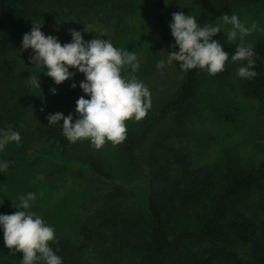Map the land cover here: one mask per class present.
Segmentation results:
<instances>
[{"label": "trees", "instance_id": "1", "mask_svg": "<svg viewBox=\"0 0 264 264\" xmlns=\"http://www.w3.org/2000/svg\"><path fill=\"white\" fill-rule=\"evenodd\" d=\"M149 1L156 39L168 54L173 50L179 51L178 46L171 47L175 39L170 23L172 14L181 11L183 0ZM197 1L203 7V15L196 17L201 27L205 24L214 26L223 15L234 9L264 10V0ZM137 10L135 0H0V133L11 125L12 130L21 136L19 145L11 142L0 150V162L9 161L6 172H0V181L7 175L11 180L17 177L19 181L18 172H27L28 169L32 170L30 176L33 172L37 174L36 166L44 157L54 151L66 153L69 149L79 151V161L95 175L113 178L111 170L104 165L107 157L102 149L88 146L86 139L70 142L63 134L62 120L48 124V115L56 112L65 116L71 113L73 123L78 118L76 107L70 106L72 101L76 105L78 99L74 92L76 87L71 85H77L82 77L79 71L69 68L75 75L57 85L46 75L45 67L31 63L30 57L34 52L31 48L22 50V37L31 31L32 23L42 24L40 30L45 35L57 37L63 45L71 42V29L80 31L84 40H90L85 34L91 28L90 34L98 33L96 38L111 39L124 49L135 40V27L129 21L136 17ZM201 21L204 22L201 24ZM137 41L143 44L141 39ZM221 44L229 54L228 60L240 45ZM252 48L257 75L248 79L247 86L242 89L264 106V33ZM244 62L247 64V61ZM173 64L182 74L174 94L160 101L154 111L137 127L129 129L126 139L116 145L114 155L136 177L116 184L112 191L121 194L128 189H141L139 194L144 210L139 215L128 213L123 221L119 236L121 243L118 245V255H121L115 263L120 264L126 255L130 258L129 264H175L181 254L190 250L193 251L189 253L192 257L181 264H264V201L248 200L254 198L255 192H259L257 198H260L264 190V158L248 168L232 166L218 182L213 175L214 169L209 171V164L200 165L192 158H186V154L180 155L175 159L179 166L172 178L163 186L160 184L159 188L160 175L155 163L142 154L147 140L166 117L181 112L189 105L199 81L207 73L206 69L199 68L184 71L180 62L173 61ZM32 76L38 77L40 89L29 83ZM52 88L56 89L55 94L50 91ZM42 167L38 166L40 171ZM28 176L21 178L24 183ZM13 181L6 182L4 187L0 185V202L6 199V205L7 200L16 197L11 196ZM34 187L35 183L27 186L29 190ZM67 193L68 198L73 200L72 191ZM9 204L15 207L19 199ZM4 208L5 203H0V214H12ZM19 210L16 208L14 211ZM29 211L34 212L35 208ZM94 233L83 235L80 242L56 236L49 246L61 257L62 264H82L86 262L83 257H86L89 246H102L100 239L106 238ZM242 246H248V258L244 257L241 249L238 250ZM0 264H22V253L13 255L4 245L2 226Z\"/></svg>", "mask_w": 264, "mask_h": 264}, {"label": "rangeland", "instance_id": "2", "mask_svg": "<svg viewBox=\"0 0 264 264\" xmlns=\"http://www.w3.org/2000/svg\"><path fill=\"white\" fill-rule=\"evenodd\" d=\"M135 2L138 5L137 14L129 21V24L135 27L133 34L135 42L132 40V44L123 49L109 39L117 49L136 53L140 67L134 75L151 93V107L147 115L140 121L135 119L126 121L127 131L137 127L154 111L160 101L174 94L182 78L181 72L173 62L167 64L168 53L154 35L150 14L151 2L149 0ZM182 3L180 12L185 15L198 17L203 13V7L197 0H183ZM226 14L229 16L236 14L248 27L255 21L259 29H264V10L234 9ZM203 22L201 21V24ZM217 24L222 25V31L212 39L220 43H244L253 47L264 33L253 31L243 42L239 37L229 42L227 32L231 30V25H223L222 18ZM90 33L91 28L85 34L90 40L99 36L98 33ZM138 39H141L142 45L137 43ZM160 60L165 61L163 69L156 68ZM241 66H246L244 61L233 62L229 59L223 72L216 75L207 72L199 81L200 84L189 105L181 112L166 117L158 130L147 140L142 154L155 163L160 175L159 188L160 184L163 186L172 178L176 167L179 166L175 159L180 155L186 154V158L190 157L200 165L209 164L208 169L209 171L214 169L213 175L218 182L232 166L241 165L248 168L264 158V106L257 98L244 93L242 88L247 86L248 79L237 75ZM79 75L82 77L74 89L75 96L77 98L84 96L88 99L90 97L79 87L85 76L81 72ZM121 75L125 79L130 78L133 75L131 68L125 66L121 70ZM70 107H76L74 101ZM86 141L88 146L93 147L90 140ZM101 149L107 157L104 159V165L111 170L113 178L95 175L87 165L79 161V151L70 149L66 153L54 151L36 166L37 174L33 172L30 176L32 170L28 169L27 172H18L19 181L17 177L12 179L14 187L11 196L16 197L7 200V205L11 207H7L6 199L0 202L5 203L3 210L14 213L16 208L9 202L18 201L21 196L26 194V197L31 192L35 194L36 199L30 202L29 210L34 207V213L41 217L47 226L54 229L55 236L80 242L83 235H89L91 232L105 235L104 240L100 239L102 246L96 247L93 244L89 246L86 257H83L86 262L82 264H117L115 261L121 255H118V245L121 243L119 236L123 229V221L128 213L139 215L144 210L139 194L141 189L136 187L121 194L112 191L116 184L133 180L136 174L114 155L116 145L108 142ZM41 165L43 167L40 171L38 166ZM55 172L59 173L55 175ZM26 175L29 176L24 183V179L21 178ZM12 180L7 175L0 181V185L4 187L7 185L6 182L10 183ZM30 183H35L36 187L29 190L27 186ZM70 190L74 194L73 200L68 198L67 191ZM6 193L10 195L9 192ZM258 196L259 192H255L254 198L248 200L264 201V190L261 197L257 198ZM240 249L244 257L248 258V246H242L238 250ZM191 252L193 251L189 250L186 254H181L182 257L176 259L175 264L189 260L192 257L189 255ZM124 257L126 259H122L120 264H129L130 258L126 255Z\"/></svg>", "mask_w": 264, "mask_h": 264}, {"label": "clouds", "instance_id": "3", "mask_svg": "<svg viewBox=\"0 0 264 264\" xmlns=\"http://www.w3.org/2000/svg\"><path fill=\"white\" fill-rule=\"evenodd\" d=\"M223 25H231L227 32V40L233 42L239 37L244 38L259 29L254 21L250 27L240 21L236 14H225L222 17ZM42 24H33L29 33L22 37V50L31 48L34 55L30 57L32 64L42 65L46 68V75L51 77L58 85L70 79L75 73L69 68L77 69L83 73L85 80L79 87L90 98L81 96L76 101L75 111L78 118L73 123V116H65L61 112L49 114L48 124L63 121V134L70 142L90 140L95 149H101L106 142L113 145L122 143L127 136L126 121L135 119L140 121L151 107V93L149 89L138 81L134 73L140 65L137 55L131 51L115 48L107 39L93 38L84 40L80 31L70 30L72 40L61 44L57 37L45 35L40 29ZM171 34L179 51H170L167 64L173 61L180 62L184 71L199 68L206 69L210 75H216L225 70L228 53L223 50L222 44L212 39L222 31V25L199 26L196 17L185 15L183 12L172 14L170 23ZM255 55L251 45L241 43L237 46L231 59L247 61L246 66L238 68L237 75L241 78L252 79L255 72ZM128 66L133 75L125 79L121 70ZM165 61L156 64L157 69H163ZM29 83L40 89L37 76H32ZM77 85L73 83L71 87ZM50 91L55 94L56 89ZM21 136L17 131L8 129L0 133V150L11 142L19 145ZM9 161L0 162V172L7 170ZM36 196L28 193L19 198V208L12 214H0V226L3 228L4 245L13 255L22 253V264H62V259L54 253L49 242L55 241V231L47 226L44 220L34 212L29 211L31 201Z\"/></svg>", "mask_w": 264, "mask_h": 264}]
</instances>
